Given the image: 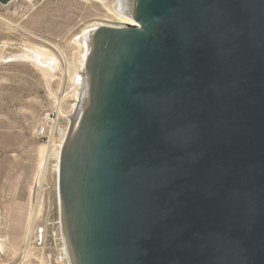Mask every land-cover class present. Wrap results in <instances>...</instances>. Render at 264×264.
<instances>
[{
  "label": "water",
  "instance_id": "obj_1",
  "mask_svg": "<svg viewBox=\"0 0 264 264\" xmlns=\"http://www.w3.org/2000/svg\"><path fill=\"white\" fill-rule=\"evenodd\" d=\"M134 15L143 27L95 32L62 148L74 263L90 260L68 232L80 206L90 264H264V0H134Z\"/></svg>",
  "mask_w": 264,
  "mask_h": 264
},
{
  "label": "rangeland",
  "instance_id": "obj_2",
  "mask_svg": "<svg viewBox=\"0 0 264 264\" xmlns=\"http://www.w3.org/2000/svg\"><path fill=\"white\" fill-rule=\"evenodd\" d=\"M117 3L0 0V264H73L61 153L80 112L77 97H87L90 53L84 57L81 38L94 22H118ZM49 114L55 127L42 135Z\"/></svg>",
  "mask_w": 264,
  "mask_h": 264
},
{
  "label": "bare ground",
  "instance_id": "obj_3",
  "mask_svg": "<svg viewBox=\"0 0 264 264\" xmlns=\"http://www.w3.org/2000/svg\"><path fill=\"white\" fill-rule=\"evenodd\" d=\"M112 10V9H111ZM114 12L117 13V18L118 20L122 23V24H125V23H130V24H133V25H139V21L135 18V15H134V0H122V2H119L118 0V3L115 5L114 7ZM122 24H118V25H112V24H109L107 22H94L90 28L86 31L88 32L87 34H85L84 36H82L81 38V42L83 44V46H85L86 48V53L84 55V57L86 58L87 55L90 53L91 51V46H92V41H93V37H94V34L95 32L102 26H116V27H122ZM85 33V32H84ZM83 35V34H82ZM80 37V36H79ZM39 52V51H38ZM37 52V53H38ZM42 53V52H41ZM40 53V54H41ZM45 53V52H43ZM42 53V54H43ZM46 54V53H45ZM36 55V54H35ZM40 56V55H39ZM37 56L36 58L39 60V61H42L44 59V55L41 56V59L40 57ZM48 56V55H46ZM55 56V55H54ZM53 56V57H54ZM84 58V59H85ZM47 59H49V57H46L45 60L47 61ZM63 59V58H62ZM56 60V59H55ZM58 60V58H57ZM56 60V61H57ZM50 61V60H49ZM48 61V62H49ZM66 61V59H65ZM44 62V60L42 61ZM59 62V61H58ZM56 63V62H55ZM85 63V62H84ZM53 64V63H52ZM85 74V73H84ZM85 76V75H84ZM85 90L87 91V97H88V75L86 74V78H85ZM82 91V90H81ZM81 93V92H80ZM87 97L84 95L82 97H77L78 100H80L79 102V106H80V112L82 111V109L84 108L85 104H86V101H87ZM78 106V105H77ZM79 112V113H80ZM69 254H70V258L74 263V260H73V257H72V253H71V250H70V246H69Z\"/></svg>",
  "mask_w": 264,
  "mask_h": 264
},
{
  "label": "flooded vegetation",
  "instance_id": "obj_4",
  "mask_svg": "<svg viewBox=\"0 0 264 264\" xmlns=\"http://www.w3.org/2000/svg\"><path fill=\"white\" fill-rule=\"evenodd\" d=\"M153 22L154 21L152 19L148 21H144L145 30H146L145 32L156 28V25ZM71 208H73L74 211L71 212V210H69L70 213H67V224H68V232L70 233L72 242L76 249L77 256L78 258L88 257V259L91 260L94 249L92 247L91 248L83 247L85 246L84 245L85 231L88 232V235L91 232L90 229H87L89 218L86 215H84V213H81L80 206L71 207ZM74 213L77 214L75 215ZM90 260H88L89 264L91 262Z\"/></svg>",
  "mask_w": 264,
  "mask_h": 264
},
{
  "label": "built area",
  "instance_id": "obj_5",
  "mask_svg": "<svg viewBox=\"0 0 264 264\" xmlns=\"http://www.w3.org/2000/svg\"><path fill=\"white\" fill-rule=\"evenodd\" d=\"M87 2H97V3H115L117 0H86ZM55 127V120L54 118L51 116V114H49L45 120L41 123L40 128H38V131L40 134L42 135H46L47 131H51L53 130V128Z\"/></svg>",
  "mask_w": 264,
  "mask_h": 264
}]
</instances>
